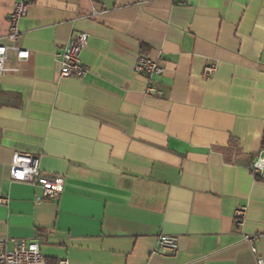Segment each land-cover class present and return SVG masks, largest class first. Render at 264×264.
<instances>
[{
    "label": "crops",
    "instance_id": "0c3cea01",
    "mask_svg": "<svg viewBox=\"0 0 264 264\" xmlns=\"http://www.w3.org/2000/svg\"><path fill=\"white\" fill-rule=\"evenodd\" d=\"M16 1L0 0L1 45ZM27 3L14 45L29 57L0 74L6 248L35 242L46 264H264V174L250 171L264 156V0ZM73 34L87 36L81 80L55 59ZM139 54L163 74H137ZM14 153L63 179L56 200L10 179ZM163 235L173 258L153 253Z\"/></svg>",
    "mask_w": 264,
    "mask_h": 264
},
{
    "label": "built area",
    "instance_id": "2783aa9c",
    "mask_svg": "<svg viewBox=\"0 0 264 264\" xmlns=\"http://www.w3.org/2000/svg\"><path fill=\"white\" fill-rule=\"evenodd\" d=\"M180 4H184L185 0H177ZM27 0H17L11 12L8 15V31L6 41L8 45L0 44V74L4 71V62L10 55H14L18 62H24L29 57V52L16 47L14 44L20 38L19 22L27 14ZM87 44V36L85 34H73L69 39L68 45L60 52L55 54V59L60 66V78L69 79L76 78L81 80L87 73V68L82 64L80 54ZM134 71L137 74L145 75L148 79L163 74L164 69L160 65L159 60H153L145 54H139L134 65ZM214 66L206 67L204 75L210 77L214 74ZM147 95H159L155 89L149 87L146 89ZM251 174L254 177L263 176L264 174V156H258L251 162ZM9 177L12 181L28 184L40 189L39 195L35 197L36 201H54L63 192V179L58 176H47L40 171L38 158L35 156L14 153L10 167ZM8 200L0 197V206L7 205ZM245 214L244 207H237L235 210V225L241 223ZM257 236H244L247 243L257 242ZM8 238L0 237V264H46L43 255L40 252L38 244L35 242H25L24 240L12 239L11 250L6 248ZM251 252L256 255L255 247L250 248ZM153 253L161 257L173 258L178 253L177 239L174 236H160L156 242ZM257 264H263L259 258ZM60 264H67L63 261Z\"/></svg>",
    "mask_w": 264,
    "mask_h": 264
}]
</instances>
